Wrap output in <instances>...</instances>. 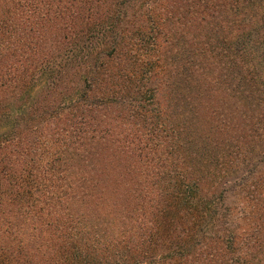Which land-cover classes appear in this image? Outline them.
I'll use <instances>...</instances> for the list:
<instances>
[{
    "label": "trees",
    "instance_id": "trees-1",
    "mask_svg": "<svg viewBox=\"0 0 264 264\" xmlns=\"http://www.w3.org/2000/svg\"><path fill=\"white\" fill-rule=\"evenodd\" d=\"M187 3L0 0V264H264V0Z\"/></svg>",
    "mask_w": 264,
    "mask_h": 264
},
{
    "label": "rangeland",
    "instance_id": "rangeland-1",
    "mask_svg": "<svg viewBox=\"0 0 264 264\" xmlns=\"http://www.w3.org/2000/svg\"><path fill=\"white\" fill-rule=\"evenodd\" d=\"M46 1L50 2L54 8L53 10L59 13L57 15L58 19H70L73 26L77 28H83L86 25L78 18V12L82 14L86 12L92 18L95 17V24L91 23L90 26L95 34H101V22L105 18H117L118 28L122 29L124 27L127 30H134L139 27L143 23V18L146 17L149 18L147 20L149 26L156 24L155 16L148 11L151 4L157 7L159 25L167 30H180L181 34L174 40L171 39V43L181 46L186 41L184 38L186 30L193 26L186 19L187 1L190 2V0H31L33 2L32 8L34 9V6H36L35 3L44 4ZM201 7L203 8L204 5ZM75 16L77 19L73 20ZM108 28H110L109 25H106V29ZM93 39H96V37ZM187 54L188 49H185L184 55Z\"/></svg>",
    "mask_w": 264,
    "mask_h": 264
}]
</instances>
